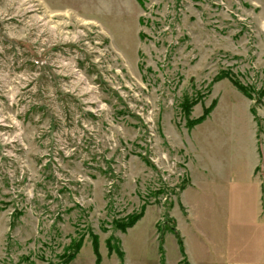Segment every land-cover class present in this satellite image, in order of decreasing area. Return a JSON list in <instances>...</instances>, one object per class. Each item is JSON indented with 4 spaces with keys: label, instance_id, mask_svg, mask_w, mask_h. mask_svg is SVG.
<instances>
[{
    "label": "rangeland",
    "instance_id": "rangeland-1",
    "mask_svg": "<svg viewBox=\"0 0 264 264\" xmlns=\"http://www.w3.org/2000/svg\"><path fill=\"white\" fill-rule=\"evenodd\" d=\"M262 89L264 0H0V264H263Z\"/></svg>",
    "mask_w": 264,
    "mask_h": 264
},
{
    "label": "crops",
    "instance_id": "crops-1",
    "mask_svg": "<svg viewBox=\"0 0 264 264\" xmlns=\"http://www.w3.org/2000/svg\"><path fill=\"white\" fill-rule=\"evenodd\" d=\"M254 169H255V167H254ZM191 181H192V179H191V174H190V184L187 185V187L185 189H187V188L190 187V188H192V190L193 189L199 190V191H197V195H198L197 198L194 197L191 200L192 202L195 203V206L196 207L197 206L202 207V208H207V206L208 207H211V206L215 207L214 202H215L216 199H220L221 200L220 204L223 205V207H224L225 210H228V209H239V210H242L243 208H246V206H247L246 203H242V202H232V194H233V191L231 190V188H228V189H220V188H216V187L209 188L208 189V192H209V190H213L214 193L217 192V193H219V195H223V196L222 197H220V196L208 197L206 199H203L205 201L207 200L206 201V202H208L207 205L206 206L205 205H200L198 203L200 201V200H198V198H199V196H201L202 194H204L206 192L207 187L205 189L200 188V187L196 189L197 186L196 185L194 186V184H192ZM185 189L183 191H185ZM183 191H182V193H183ZM262 192H263V190H262V188H260L259 191H258V198H259V201L258 202H259V204H255V205H256V207H257L258 210H261L262 209V212H263L264 202H261V200H262V198H263L264 195H263ZM186 208L188 210V207H186ZM188 215H189V212H188ZM190 218H191V216L189 215V220H190ZM235 219H240V217L239 218L236 217ZM191 224L193 225L192 221H191ZM197 240L200 242L201 247H205V246L206 247H209V245L211 246L213 244V241L210 240V239H209V243L205 242L203 239H200V238H198ZM223 244L225 245V248H227L229 250V252H230V254L232 256L231 257V260L228 259L225 263H223V261H221V260H219L217 262H215L213 260V261H210L209 264H258V263L250 262L249 260H246L245 259V258H249V256L252 255L251 252H248V247H247V251L245 249H242V250L240 249L239 252H236V251L233 252L231 250V247L232 246H230V241L229 240H228V242H226V240H225L223 242ZM185 249H186V247H185ZM214 249H216V248L214 247ZM215 253H216V251L214 252V254ZM225 253H226V250H225ZM185 255H186L188 264H203V262L200 261L199 258L195 257L194 255L191 256V254L187 250L185 252ZM181 257L182 256L179 255V253H177V252H174L171 255H167L166 256V263L165 264H182L181 263V259H182ZM94 262H95V258L88 260L87 264H94ZM120 262H123V264H128L127 261L125 260V257L124 256H123V260H120V258L116 254L109 255L107 253L106 256H104V255L101 254V258H100L99 264H121ZM67 264H82L81 256L78 254V252L74 256V258L70 262H68Z\"/></svg>",
    "mask_w": 264,
    "mask_h": 264
},
{
    "label": "trees",
    "instance_id": "trees-1",
    "mask_svg": "<svg viewBox=\"0 0 264 264\" xmlns=\"http://www.w3.org/2000/svg\"><path fill=\"white\" fill-rule=\"evenodd\" d=\"M234 75L233 74H230V72L228 71H223L221 72L218 76H217V79H220V78H228L232 84L239 90L241 91L245 96L247 97H252V92L248 89V87H246V85H243L240 81H238L237 79H235L233 77ZM264 95V89H262L260 92H259V96L257 98V100L259 101L260 98ZM189 104H187V102H184L183 104V108L185 109L186 112H188V109H189ZM213 106H215V101H213L211 103V105L209 107H205V110L203 111V113L195 118V119H191L189 121V126L192 127L193 125L201 122L207 115L208 113L212 110ZM143 216V213L142 211H140L139 213L137 214H134V215H131L127 218V220H125V222H115L116 223V226L118 228H120L122 231H125L127 228L129 227H132L141 217ZM174 235L179 243V248H180V251L182 252V255H184V248H183V244H182V241H181V238L178 234L177 231H174ZM159 240L160 242L163 241V237H162V234H160L159 236ZM111 242L108 240L107 241V244H108V249H109V252H111L113 249H112V246L110 244ZM80 248V244L79 243H76L75 247H72L71 248V252L64 258V261H63V264H67L68 262H70L75 254L78 252ZM92 248H93V252L95 254V262L94 264H99V261H100V258H101V255L98 251V243H97V240H94L92 241ZM116 251V254L117 256L122 260L123 258V252L122 250H115ZM164 264V262H163Z\"/></svg>",
    "mask_w": 264,
    "mask_h": 264
}]
</instances>
